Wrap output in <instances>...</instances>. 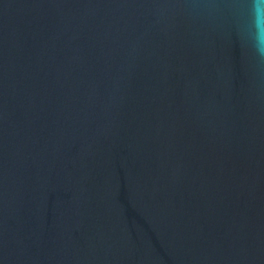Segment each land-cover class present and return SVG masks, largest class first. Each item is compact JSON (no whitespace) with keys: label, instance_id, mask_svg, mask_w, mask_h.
I'll return each mask as SVG.
<instances>
[{"label":"water","instance_id":"95a60500","mask_svg":"<svg viewBox=\"0 0 264 264\" xmlns=\"http://www.w3.org/2000/svg\"><path fill=\"white\" fill-rule=\"evenodd\" d=\"M0 264H264V0H0Z\"/></svg>","mask_w":264,"mask_h":264}]
</instances>
